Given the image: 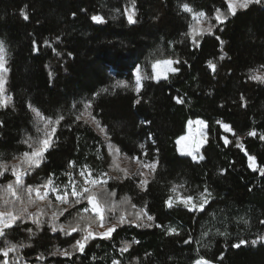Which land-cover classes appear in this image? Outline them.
Instances as JSON below:
<instances>
[{
	"label": "trees",
	"instance_id": "trees-1",
	"mask_svg": "<svg viewBox=\"0 0 264 264\" xmlns=\"http://www.w3.org/2000/svg\"><path fill=\"white\" fill-rule=\"evenodd\" d=\"M184 3L193 11L205 12L208 25H216L211 33L197 36L198 45L186 35L192 24L181 7ZM217 8L228 16L220 24L214 18ZM22 9L28 20L21 16ZM131 9V0H0V40L6 47L8 68L5 95L12 96L11 103L0 108V160L16 165L19 161L14 158L30 151L22 141L36 136L32 105L46 117L62 115L64 119L40 166L24 176L25 185H41L52 176L63 188L69 183L66 173L71 172L74 179L85 165L95 174L107 172L110 157L102 140L83 119H76L89 102L88 111L122 155L158 160L146 191L133 177L109 181L104 186L107 191L101 186L94 189L101 202H116L115 212L107 213L105 228L116 223L121 213L134 219L135 212L145 206L155 217L152 227L124 223L111 239L89 240L83 253L52 256L57 248L71 251L81 238L79 231L52 232L53 213L58 215L56 223L66 226L75 225L80 215L85 218L80 221L83 224L95 219V214L83 213L85 200L59 215L67 205L51 198L39 200L35 193L30 199L20 188L23 202L4 205L0 201V211L20 212L27 207L40 223L25 214L6 229L0 248L5 241L30 246L18 247L8 257L0 254V262L112 264L116 259L120 264H193L203 258L212 264H264V241L251 243L264 235V175L248 167L245 155H254L257 164L264 166V140L259 139L264 134V83L249 79L252 70H264V2L231 15L225 0H135V23L127 19ZM93 15L103 16L106 22L92 21ZM162 59L179 60V72L160 82L142 80L139 93L112 87L116 81L134 85L137 67L150 76V64ZM209 61L216 65L214 71ZM105 88L109 91L102 92ZM242 95L246 106H242ZM193 119L207 126L201 150L204 159L199 163L176 151L175 142ZM217 121L230 125L232 134L223 132ZM253 129L257 136H248ZM237 137L243 149L237 147ZM225 138L229 143L225 144ZM70 161L75 162L72 169ZM14 180L9 170L0 176V185ZM173 186L181 196L194 197L197 204L205 188L211 196L202 210H189L180 203L168 208L165 201L177 194L171 191ZM0 196L15 199L2 188ZM125 196L131 203H120ZM169 227L178 234H167ZM92 229L104 228L92 224ZM133 240L139 243L121 253L122 242ZM240 240L248 243L233 247Z\"/></svg>",
	"mask_w": 264,
	"mask_h": 264
},
{
	"label": "snow or ice",
	"instance_id": "snow-or-ice-1",
	"mask_svg": "<svg viewBox=\"0 0 264 264\" xmlns=\"http://www.w3.org/2000/svg\"><path fill=\"white\" fill-rule=\"evenodd\" d=\"M132 2V9L130 11H127V19L129 23H135L134 16H135V0H131ZM228 2V12L231 15H235L237 9H247L248 6L252 3H262L264 0H227ZM182 9L187 12H193V9L190 7L189 4L184 3L181 5ZM119 11V10H117ZM75 15V13L73 14ZM21 16L24 20H28V14L27 12L22 9L21 10ZM206 13L203 11L194 13V19L197 20V25L193 26L190 25V31L189 33H186V35L191 36L193 40V44L198 45V40L196 39L197 36L203 35L205 32L211 33L213 27L216 25L209 24L207 28H201L199 27V19L200 17H205ZM215 20L217 24L223 23L228 19V16L223 14L220 9L215 10ZM91 20L96 23H105V19L103 16L100 15H93L91 17ZM219 39V37H217ZM35 44V41L33 42ZM221 44H223V41H221ZM223 58V57H221ZM179 60H171V59H164V60H156L152 63V69H153V75L149 76L147 74L142 73V69L137 67L136 68V75H135V84L130 85L127 81H116V83L112 86L113 88H123V89H130L137 93L140 92L142 88V80L144 79H155L159 81L160 79H168V73L175 74L179 72V68L172 67L173 64H179ZM7 59H6V47L4 44V41L0 40V108L7 107L11 101L12 96L11 95H5L6 88L5 85L7 83L6 80V73L8 72V68L6 67ZM165 65L166 70L161 72L159 71V66ZM208 66L215 70L216 65L212 62H208ZM261 68H264V65L261 66ZM249 79L259 81L260 83H264V73H261L258 69L252 70V73L249 76ZM102 92H108L109 89L105 88L101 90ZM96 95H99L97 93ZM242 106H246V101L241 96ZM178 103H183V100L181 98H177ZM136 103H140V100L137 99ZM30 110L35 114V116L38 118L36 121L37 127V137H28L23 143H25L30 151L23 152L19 157H15L14 159H17L19 161L16 165H9L7 162H4L0 160V176H3L5 172L11 170L12 175L15 177L14 181L8 182L6 185H0V188L4 189L10 196L14 197L15 199L13 201H9L5 199L3 196H0V201L3 202L4 205H7L9 203H15L16 200H20L21 203L23 202L22 197L18 194V189L24 188L26 194L31 199L33 193H35V196L39 200H45L49 196V192L55 194V199L60 204L68 205L69 208L75 207L76 205L82 203L83 201H87V206L83 208V213L92 212L95 214V219L89 220L87 222H84L81 224L80 221H84V217L80 215V220L77 221L75 225H64V224H57L56 220L58 219V215L56 213L52 214V220L49 222V227L52 232H57L58 230L63 232L65 235H71L74 232L79 231L81 233V238L75 240V243L71 245V251L68 249H55L50 253L52 256L60 255V256H67L71 257L74 252H80L83 253L84 249L91 239H95L97 236L103 238V239H111L112 234L116 231V229L124 224H135L136 227H152L155 223V217L150 215L146 211V206L144 208H141L139 211L135 212L134 219H128L127 216L124 213H121L118 217H116V223L111 224V226L106 227V230L103 232H97L92 229V224H97L98 227L105 228L106 224H108V215L107 213L112 212L114 213L116 210V202L109 204L107 201L101 202L99 199V194L94 191L96 186H101L102 190L107 191L106 186L108 183V180L112 179L108 175L107 172H99L95 176H93V169H91L89 166L85 165L81 168L79 172V176L82 178V184L80 181L74 180L72 177V173L68 172L66 175H68L69 183L67 185H64V189L61 190L58 185L55 184V181L52 176H49L48 179L41 185H25L24 183V176L28 174L33 168L39 167L41 162L44 160L45 153L53 146L54 140L53 136L56 132V126L60 124V122L64 119L62 115L57 116L56 118L52 117H46L44 116L37 108H35L32 105H29ZM91 108V102H89L86 106V113H82L81 115L77 116V120L84 119V123L94 122L96 124V127L100 129L101 132H105V128H103L100 124V121L96 119L95 116L92 115L91 111H88ZM85 114L89 119H85ZM189 125H191L193 122L189 121ZM196 123L200 125H205V121L199 120L196 121ZM218 124H221L222 127L226 131H232L230 125L227 123H223L222 121H217ZM42 124V127L40 126ZM3 126V122L0 121V127ZM234 134V133H233ZM248 136L255 137L257 136V132L255 129L249 131L247 133ZM184 138L181 137L180 140H177V144H180L181 140ZM259 139L264 140V134L259 135ZM206 141H200L197 143V145L188 152H184L183 149L181 150V154H187L192 156V159L194 161L199 162L200 160L204 159L203 155H198L199 147L201 144L205 143ZM237 147H240L243 149L244 145L240 143V137L236 138ZM229 143L227 138H225V144ZM112 145H109V154L113 155L112 164L111 167H115L119 169L121 172L124 173L125 178H129V173L126 169H120L119 164L117 163V155L119 154V149H115V154L112 151ZM141 149L144 148V145H140ZM146 155V153H145ZM245 155L248 158V167L252 169L253 171H259L261 175H264V166H260L257 164L256 157L254 155H249L247 152H245ZM99 158V157H98ZM128 158V157H125ZM133 161H135L142 169H148V173H145L144 171H138V175L141 177H145L147 174H153L156 171L158 160H153L149 162L141 161L138 157H131ZM69 169H72L75 167V162L70 161L68 165ZM222 172L224 170H221ZM147 184L148 180L141 179L138 187L141 188V190H147ZM79 185V187H78ZM179 187H183V185H180ZM68 189H71L69 192ZM173 193H177V186H173L171 189ZM110 195L112 197L115 196V191L113 190ZM73 197L74 200H70L69 197ZM211 196V192L205 188L203 192L199 195V200L201 201L199 204L195 202V198L192 196H181L180 194H176L175 198L173 196H169V198L165 201V204L168 208H172L175 204L180 203L183 204L185 207L189 208V210H196L199 208L202 210L204 208V205L207 203V198ZM49 205L51 206L52 201L48 200ZM120 203H131V198L128 196H125L122 198ZM133 208H135V205H131ZM69 208H64L59 212V215H63L64 212H67ZM28 214L27 218L32 219L33 223L39 224L40 221L36 218H34V214L28 213L27 207H24L20 210V212H15L13 210H9L7 212L0 211V237L6 236V229H9L13 227V225L16 224L18 220H21L22 217ZM42 214V213H41ZM244 223H247V221H244ZM261 223H264V221H261ZM156 227H161L159 224H155ZM31 232V229L28 230ZM167 234L169 235H175L178 234L176 228L169 227L166 229ZM264 241V235H258L255 240H252L251 243L253 245ZM189 241H185V243H188ZM132 243H139L137 240H133L131 243L128 241H123L122 246L120 248L121 253L128 251ZM248 243L245 240H240L239 243L233 245V247H240L242 244ZM6 246L3 248H0V254H2L4 257H8V254L10 252L16 251L18 247H25L30 245H17L16 243H11L8 241H5ZM39 259L43 258V254L41 253L38 257ZM223 257H221L222 259ZM0 264H9L7 259H4ZM13 264H16V262H13ZM112 264H120L119 260L113 259ZM195 264H211L210 261H207L203 258L197 260Z\"/></svg>",
	"mask_w": 264,
	"mask_h": 264
},
{
	"label": "rangeland",
	"instance_id": "rangeland-1",
	"mask_svg": "<svg viewBox=\"0 0 264 264\" xmlns=\"http://www.w3.org/2000/svg\"><path fill=\"white\" fill-rule=\"evenodd\" d=\"M225 2H226V6H227V8H228V2H227V0H225ZM237 10H239V8L237 9ZM184 11V10H183ZM188 15H189V17H190V22H191V24L193 25V26H195V25H197V20L196 19H194V13H196V11H193V12H187V11H185ZM199 19V27H201V28H207L209 25L207 24V21H206V16L205 17H200V18H198ZM7 53V52H6ZM6 56H7V54H6ZM7 58V57H6ZM162 60H164V59H162ZM172 60V59H171ZM176 65L177 64H173L172 65V67H176ZM149 70H150V76L151 75H153V69H152V63L150 64V66H149ZM159 71H161V72H163V71H165L166 70V66L165 65H160L159 66V69H158ZM261 73H264V70H259ZM176 74V73H175ZM135 75H136V71H135V73H134V79H133V81H134V84H135ZM170 75H172V73H168V77L170 76ZM154 82H160V81H164V80H166V79H160L159 81H157V80H155V79H152ZM82 113H86V109H84V111L82 112ZM34 116V122H35V124H34V131H35V133H36V136H35V138L37 137V131H36V127H37V124H36V121H37V117L35 116V114L33 115ZM85 119H89L90 120V118L89 117H87L86 116V114H85ZM84 120V119H83ZM199 120H201V119H193V120H189V121H192L193 123L191 124V125H189V121L186 123V126H185V130H184V134L181 136V137H183L184 139L183 140H181V142H180V144H177L176 142V151H177V154L179 155V156H181V157H186V158H189L191 161H193V162H196V163H199V162H197V161H194L193 159H192V156H190V155H187V154H181V150L183 149V151L186 153V152H188V151H191L196 145H197V143L198 142H200V141H206V139H207V126H206V123H205V125H200V124H198V123H196V121H199ZM92 129H93V131L99 136V138L102 140V143H103V145L105 146V149H106V152H107V154H108V156L110 157L109 158V164L111 165L112 164V160H113V155H110L109 154V145H112L113 146V144H111L110 142H109V138H108V136H107V133H106V131L105 132H101L100 131V129L99 128H97L96 127V124L94 123V122H89V123H87ZM41 127H42V124L40 125ZM219 126H220V129L223 131V132H225V133H228V134H232V131H226L223 127H222V125L221 124H219ZM56 128H57V126H56ZM180 137V138H181ZM180 138L178 139V140H180ZM205 144H206V142L205 143H203V144H201L200 145V147H199V152H198V154H197V156L198 155H201V150H202V148L205 146ZM115 149H117V148H115L114 146L112 147V151H113V153L115 154ZM117 163L119 164V168L120 169H126L127 170V172L129 173V178L130 177H133L134 179H136L137 181H138V183L140 182V180L141 179H147L148 181L150 180V178H151V176H152V174H147L145 177H141L140 175H138L137 173H138V171H144L145 173H148V169H142L141 167H140V165H138L135 161H133L132 159H130V158H125V156L124 155H122L121 153H120V151H119V154L117 155ZM141 161H144V162H148V161H146L145 159H144V157H143V155H141L140 157H138ZM80 170L81 169H79V172H80ZM79 172H78V175H77V177H75L74 178V180H77V181H80L81 182V184H82V178L79 176ZM107 173H108V175L110 176V177H112V179H110V180H108V182L109 181H111V180H114V179H116V180H124L125 179V176H124V173L123 172H121L119 169H117V168H115V167H111L110 168V166H109V169H108V171H107ZM96 174L95 173H93V176H95ZM78 187H79V185H78ZM96 188H99V185L98 186H96ZM61 190H63L64 189V187L63 188H60ZM68 191L70 192L71 191V189H68ZM48 198H51L52 200H55L56 201V199H55V194H53V193H51V192H49V196H48ZM175 198V197H174ZM57 202V201H56ZM59 203V202H58ZM69 206L67 205L65 208H68ZM106 230V228H104L102 231H100V232H103V231H105ZM199 260V259H198ZM197 261V260H196ZM195 261V262H196ZM195 262L193 263V264H195ZM212 264V263H211Z\"/></svg>",
	"mask_w": 264,
	"mask_h": 264
}]
</instances>
